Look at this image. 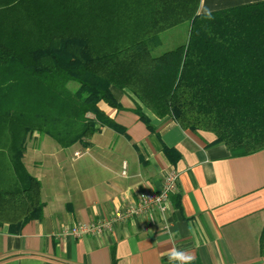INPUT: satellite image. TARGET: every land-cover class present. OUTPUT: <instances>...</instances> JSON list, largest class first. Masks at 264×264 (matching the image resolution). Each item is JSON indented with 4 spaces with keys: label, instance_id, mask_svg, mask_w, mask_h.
Segmentation results:
<instances>
[{
    "label": "trees",
    "instance_id": "obj_1",
    "mask_svg": "<svg viewBox=\"0 0 264 264\" xmlns=\"http://www.w3.org/2000/svg\"><path fill=\"white\" fill-rule=\"evenodd\" d=\"M198 6L0 0V159L11 166V188L0 183V226L19 234L43 218L41 182L23 162L33 135L69 148L88 146L104 127L125 132L100 108L124 110L113 88L129 94L150 131L147 111L214 134L234 157L264 150V3L205 14ZM183 22L187 42L154 55L161 32ZM259 245L264 259V228Z\"/></svg>",
    "mask_w": 264,
    "mask_h": 264
},
{
    "label": "crops",
    "instance_id": "obj_2",
    "mask_svg": "<svg viewBox=\"0 0 264 264\" xmlns=\"http://www.w3.org/2000/svg\"><path fill=\"white\" fill-rule=\"evenodd\" d=\"M263 3L199 0L197 14ZM189 30L183 22L161 32L155 51L165 38L172 49L185 44ZM113 93L124 110L100 108L124 133L104 127L88 146L69 148L36 134L29 139L23 162L41 182L43 218L19 234L0 226V264H263L264 150L234 157L214 134L184 130L170 116L147 111L155 127L150 131L133 113L129 94ZM166 149L174 150L172 158ZM172 170L179 174L174 196L180 203L172 200L164 217L129 218L101 236L65 234L133 206L141 193L159 192ZM173 251L192 259L170 262Z\"/></svg>",
    "mask_w": 264,
    "mask_h": 264
},
{
    "label": "built area",
    "instance_id": "obj_3",
    "mask_svg": "<svg viewBox=\"0 0 264 264\" xmlns=\"http://www.w3.org/2000/svg\"><path fill=\"white\" fill-rule=\"evenodd\" d=\"M76 157L79 153L75 154ZM179 174L172 170L165 178L164 184L159 192H144L139 195L138 202L133 206L124 209H117L110 218L98 222L82 223L70 228H66L65 234H70L76 238L88 235L101 236L111 233L115 226L129 218L159 214L164 217L169 209L171 197L178 191Z\"/></svg>",
    "mask_w": 264,
    "mask_h": 264
},
{
    "label": "rangeland",
    "instance_id": "obj_4",
    "mask_svg": "<svg viewBox=\"0 0 264 264\" xmlns=\"http://www.w3.org/2000/svg\"><path fill=\"white\" fill-rule=\"evenodd\" d=\"M170 34H172V33H170ZM168 37H170V36H168ZM171 37L174 38V41H178L179 43L181 42L180 37H177V36H171ZM168 39L169 38H165L166 42H164V45L160 49L154 51V55H160L161 53L172 49L171 48L172 44L167 45ZM6 142L7 141L2 139V141L0 142V151H6V149H5ZM2 155H6V153L5 154L2 153ZM10 175H11V166H10L9 159L6 156H2V158L0 159V183H1V185H4V187H10L11 186V176Z\"/></svg>",
    "mask_w": 264,
    "mask_h": 264
},
{
    "label": "clouds",
    "instance_id": "obj_5",
    "mask_svg": "<svg viewBox=\"0 0 264 264\" xmlns=\"http://www.w3.org/2000/svg\"><path fill=\"white\" fill-rule=\"evenodd\" d=\"M181 260V261H190L192 257L190 256H185L183 253L173 251L172 254L170 255V262L173 260Z\"/></svg>",
    "mask_w": 264,
    "mask_h": 264
}]
</instances>
